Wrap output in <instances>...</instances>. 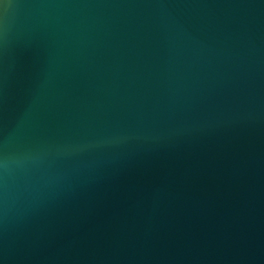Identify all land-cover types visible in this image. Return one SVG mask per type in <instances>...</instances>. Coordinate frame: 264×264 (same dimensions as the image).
Listing matches in <instances>:
<instances>
[{
	"label": "water",
	"instance_id": "1",
	"mask_svg": "<svg viewBox=\"0 0 264 264\" xmlns=\"http://www.w3.org/2000/svg\"><path fill=\"white\" fill-rule=\"evenodd\" d=\"M0 264H264V0H0Z\"/></svg>",
	"mask_w": 264,
	"mask_h": 264
}]
</instances>
